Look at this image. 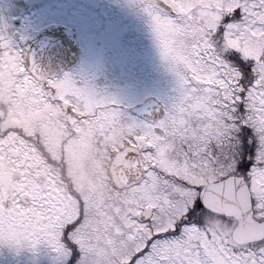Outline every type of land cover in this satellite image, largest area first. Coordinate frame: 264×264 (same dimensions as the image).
<instances>
[{"label": "rangeland", "instance_id": "obj_1", "mask_svg": "<svg viewBox=\"0 0 264 264\" xmlns=\"http://www.w3.org/2000/svg\"><path fill=\"white\" fill-rule=\"evenodd\" d=\"M165 1L173 7V16L154 11L147 0H93V21L101 30L107 25V30L117 33L129 55L130 75L127 79L114 80L123 87L122 94L115 96L116 100L131 103L159 84L164 107L159 124L168 137L163 140L146 127L142 134L146 135L151 148L144 153L145 177L143 181L130 182L122 192L113 190L103 180V169L96 171L99 177L93 191L98 190L99 194L94 195L95 200L92 195L90 208L84 211L87 215L70 234L71 240L79 241L81 229L93 233L91 238L83 235L81 239L83 242L87 238L93 244L87 259L80 264L123 262L131 258L141 246L138 244H143L153 232L175 229L176 220L189 207L187 203L198 209L197 189L231 174L240 161H249L243 154L247 151L239 145L243 131L248 133L246 141L252 147L255 145L248 150L254 154L251 158L264 160V0ZM220 34L224 44L235 47L239 53L242 68H250L245 65L253 62V79L249 80L250 76L242 72L236 73L232 66L226 73L223 66L224 62L227 64L226 46L220 45L217 38ZM224 76L231 80L233 76V80L239 77L243 88H230L224 83ZM195 78L204 85H195L192 82ZM248 81L255 86L251 87ZM119 111L121 109L104 106L94 110L93 115L97 119L106 115L105 119L111 121L110 117L115 118ZM176 122L184 125V138L193 132L205 137L203 153L196 149L191 152L194 143L169 142L173 135L171 124ZM239 129H242L239 139L233 141ZM109 130L112 145H116L122 137L114 128ZM108 139L99 138L96 144L99 167L108 156ZM39 162L38 156L34 162L38 171L42 168ZM256 176L264 179V166L253 170L251 179ZM257 184L254 183L257 191L254 189L253 195L260 206L264 205V181L263 185ZM122 197L125 205L119 204ZM73 205L75 210V202ZM144 208L150 210V214H144ZM71 211L66 206L67 224L77 215L69 216ZM225 221L204 219L202 226L183 222L178 237L156 240L155 250L151 245L142 255H137L139 259L136 256L134 264H164V253L173 246L183 250L192 247L195 257L202 258L203 251L199 247L209 246L211 238L222 244L229 236L218 230L211 232V237L202 229H231L227 226H233L234 222ZM6 222L10 225L9 218ZM18 229L27 227L20 224ZM33 239L40 242L38 234ZM150 251L152 255L148 256ZM211 254L219 257L216 251Z\"/></svg>", "mask_w": 264, "mask_h": 264}, {"label": "flooded vegetation", "instance_id": "obj_2", "mask_svg": "<svg viewBox=\"0 0 264 264\" xmlns=\"http://www.w3.org/2000/svg\"><path fill=\"white\" fill-rule=\"evenodd\" d=\"M50 4H58L69 12H83L93 20V0H0V264H80L82 260H86L93 243L88 242L87 238L83 242L81 239L83 235L91 238L93 233L81 229L79 241L71 240L70 234L87 215L85 210L90 208L88 204H91L92 195L96 197L98 193V190L93 191V185L99 177L96 171L103 169V180L113 190L123 191L130 182L143 181L145 177L147 162L144 153L151 148L146 135L142 134L146 127L163 140L168 137L164 130L161 134L154 131L155 127L161 128L159 123L163 120L162 117L152 123L138 108L149 97L157 98L163 103L159 84L149 93L140 94L131 103L119 102L115 96L122 94L123 87L119 82H114L118 77L108 76L105 81L101 70L94 76L86 77L72 71L69 65L66 67L69 68L68 72L44 78H38L29 71L26 67V33L21 30L19 21L15 18L25 10L30 12L33 8H46ZM148 5L154 11L162 12L149 1ZM49 19L55 21L59 18L50 16ZM217 38L221 46H226L225 55L228 54L224 70L227 73L232 66L240 74L242 62L239 53L235 47L224 44L221 34ZM214 46L216 50V45ZM252 64L253 62L246 64L245 67H250L251 71ZM250 74L254 76L253 72ZM223 79L230 88H243L239 77L233 81L225 76ZM247 84L255 86L252 81ZM104 106H112L121 111L115 118L111 116V121L105 119L106 115L104 118H95L93 111ZM171 127L173 135L170 143L187 141L195 144L192 145L191 152L194 149L199 153L205 151L204 136L200 137L193 132L184 138L183 124L176 122ZM109 128H114L122 137L116 145H112ZM241 130L235 132L233 141L239 139ZM203 135L207 136L205 132ZM107 137L110 141L108 156L99 167L96 144L99 138ZM199 138L203 140H198ZM3 139L7 141L3 142ZM38 156L39 163L44 168L40 171L36 168L38 165L34 164ZM228 176H241L245 180L253 218L263 221L264 212L260 210L264 209V205H257L253 193L254 183L263 185L264 179L256 176L249 182L248 173L236 167L231 174L209 181L197 189L200 209H196L194 214V204L187 203L189 207L176 220L175 229L153 232L143 244H138L141 246L131 258L116 264H134L136 256L142 255L156 240L178 237L181 219L184 218L186 224H194L200 213L201 216L204 215L203 220H227L230 224L234 222L233 226H227H231V229H202L211 237V232L225 231L229 234L228 238L225 237L222 244L211 238L209 246L199 247L203 251L202 258L195 257L192 247L184 250L170 247L164 253V264H256L258 258L264 259V235L257 240L236 243L231 236L235 218L214 213L201 204V189ZM261 189L262 186L259 191ZM23 195L28 198L26 203ZM124 200L123 197L119 199V204L125 205ZM66 206L70 211L73 210L69 212V216L77 214L74 221L68 224ZM148 209H142L143 213L150 214ZM8 218L10 225L6 222ZM20 224L27 229H18ZM93 229L98 228L93 226ZM35 234H38L40 242L34 241ZM146 244L149 245L148 248H145ZM214 251L219 257L211 254Z\"/></svg>", "mask_w": 264, "mask_h": 264}, {"label": "snow or ice", "instance_id": "obj_3", "mask_svg": "<svg viewBox=\"0 0 264 264\" xmlns=\"http://www.w3.org/2000/svg\"><path fill=\"white\" fill-rule=\"evenodd\" d=\"M50 16L59 19L53 21ZM15 19L26 33V39L31 41L28 47L33 68L47 64L57 75H62L69 71L65 65L70 63L72 71L86 77L94 76L98 70L103 71L105 81L109 75L120 79H127L130 75L129 55L122 45V38L111 30H101L83 12H69L58 4H50L46 8H33L30 12L25 10ZM261 166H264V160L259 157L255 160L250 157L248 163L239 162L237 165L248 173L249 182L253 170ZM148 247L146 244L145 248ZM155 248L153 245V251ZM151 255L152 251L148 253ZM256 264H264V259L258 258Z\"/></svg>", "mask_w": 264, "mask_h": 264}, {"label": "water", "instance_id": "obj_4", "mask_svg": "<svg viewBox=\"0 0 264 264\" xmlns=\"http://www.w3.org/2000/svg\"><path fill=\"white\" fill-rule=\"evenodd\" d=\"M157 8L174 15L173 8L162 0H149ZM30 40L26 42V67L38 78L55 74L47 64L38 68H33L31 56L29 54ZM72 58L70 57V60ZM70 65L66 64L65 67ZM197 86H203L204 82L196 79L192 81ZM143 116L151 121L156 122L164 116L163 104L154 97L147 98L138 106ZM140 113V114H141ZM154 131L161 134L163 129L155 127ZM24 202L28 201L26 195L22 196ZM200 200L204 208L218 213L223 216L233 217L236 224L233 228L231 236L236 243H245L260 239L264 235V220L257 221L253 218L251 200L246 183L242 177L229 176L220 182L209 184L200 191Z\"/></svg>", "mask_w": 264, "mask_h": 264}, {"label": "trees", "instance_id": "obj_5", "mask_svg": "<svg viewBox=\"0 0 264 264\" xmlns=\"http://www.w3.org/2000/svg\"><path fill=\"white\" fill-rule=\"evenodd\" d=\"M225 54H226V52H225ZM228 55V54H227ZM227 55H224L225 56V58L227 59ZM241 72H242V74H244V75H249L250 77H249V80H251V74H250V68H247V69H245V68H242L241 69ZM247 132L246 131H243L242 132V137H241V139H240V146L242 147H244V149L247 151V152H245V153H243L244 154V157H254V154L251 152L250 153V151H249V153H248V150L250 149V146L252 147V144H250V143H248L247 141H246V139H247ZM249 137H250V134H249ZM198 140H203V139H201V138H199ZM255 141V140H254ZM255 146V145H254ZM253 146V147H254ZM252 147V148H253ZM243 157V158H244ZM198 209H200V206L198 207ZM198 216V218H196L197 220L195 221V223H201L202 221H203V219H202V217H201V213L199 214V215H197ZM180 222V223H179ZM178 223L179 224H181V223H183V222H186L185 221V219L183 218V219H181L180 221H179Z\"/></svg>", "mask_w": 264, "mask_h": 264}]
</instances>
